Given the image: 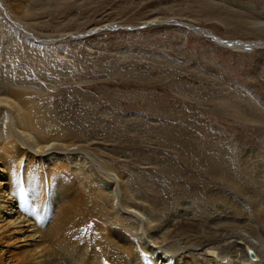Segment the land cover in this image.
<instances>
[{
    "label": "rangeland",
    "instance_id": "rangeland-1",
    "mask_svg": "<svg viewBox=\"0 0 264 264\" xmlns=\"http://www.w3.org/2000/svg\"><path fill=\"white\" fill-rule=\"evenodd\" d=\"M153 17L163 22L142 23ZM262 26L264 0H0V92L32 94L40 123L79 134L134 196L193 208L233 189L210 169L217 153L258 155L245 164L263 173L264 128L239 118L264 116V49L225 42H264ZM167 132L205 145L193 155Z\"/></svg>",
    "mask_w": 264,
    "mask_h": 264
},
{
    "label": "bare ground",
    "instance_id": "bare-ground-1",
    "mask_svg": "<svg viewBox=\"0 0 264 264\" xmlns=\"http://www.w3.org/2000/svg\"><path fill=\"white\" fill-rule=\"evenodd\" d=\"M160 22L153 17L142 23ZM225 42L240 52L264 49L259 40ZM40 111L29 92H0V264H264V169L256 173L245 164L260 156L209 154L217 157L210 169L236 192L211 186L194 196L192 208L177 200L163 205L169 195L155 191L149 203L106 162L89 156L79 134L43 126ZM242 115L241 125L264 128L261 112ZM169 133V141L180 139L191 151L205 145Z\"/></svg>",
    "mask_w": 264,
    "mask_h": 264
}]
</instances>
